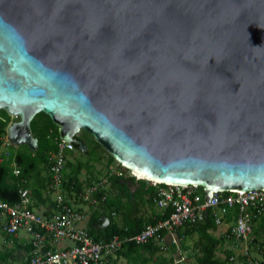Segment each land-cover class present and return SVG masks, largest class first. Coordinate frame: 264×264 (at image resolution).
<instances>
[{"label":"water","instance_id":"obj_1","mask_svg":"<svg viewBox=\"0 0 264 264\" xmlns=\"http://www.w3.org/2000/svg\"><path fill=\"white\" fill-rule=\"evenodd\" d=\"M1 109L33 151L43 112L137 179L264 189V0H0Z\"/></svg>","mask_w":264,"mask_h":264},{"label":"built area","instance_id":"obj_2","mask_svg":"<svg viewBox=\"0 0 264 264\" xmlns=\"http://www.w3.org/2000/svg\"><path fill=\"white\" fill-rule=\"evenodd\" d=\"M8 127L7 134L0 138V166L8 162L13 175L19 176L20 167L16 156L10 150L13 143L8 137ZM56 141V150L50 151L48 155L50 176L47 194L54 197L55 206L52 212L39 213L32 209L33 191L29 187H20L19 201L15 203L0 198V227L4 233L13 236L24 230L29 235L31 252L22 264H107L108 257L121 250L125 243L163 241L164 232H172L187 223L202 221L206 211L213 213L217 225L227 226V237L240 248L241 259L239 256H231L230 262L264 264V258L257 259L252 255L256 244L254 223L264 216V189L216 191L208 203L205 191L203 190V195L200 194L198 186L150 181L158 188L156 205L160 209L172 208L170 215L134 235L114 234L108 240H95L88 228L89 214L85 206L99 207L107 201V188L112 177L126 178L136 175L129 170L125 171L117 162V166L109 165L102 179L72 198L64 189V171L67 153L76 148L60 138ZM228 213L234 214L232 222L229 223L226 218ZM59 241H68L70 244L61 249L52 248L51 242ZM257 249L260 247L257 246ZM184 258L182 255L179 261Z\"/></svg>","mask_w":264,"mask_h":264},{"label":"crops","instance_id":"obj_3","mask_svg":"<svg viewBox=\"0 0 264 264\" xmlns=\"http://www.w3.org/2000/svg\"><path fill=\"white\" fill-rule=\"evenodd\" d=\"M42 114H45V113L40 112V113L36 114V116L34 117V121H33V122H36L37 131L35 132V129L33 128L32 132H33V135L37 138L39 136L38 121L41 118H46V120H47L46 126H50V124H49L50 121L46 117L48 115L45 114L46 115L45 116ZM51 121H52V119H51ZM52 123H53V121H52ZM52 130H53V128H50L51 132H52ZM3 136H0V138ZM56 139H57V137H54V139H53V141L55 143L57 142ZM0 142H1V140H0ZM43 142H45V141L43 140ZM13 145H15V144L13 143ZM46 145H47V143L45 142L44 146H46ZM98 147H100V145ZM50 151L48 150V155H49ZM73 151H69L68 153L73 152ZM16 152H21V151H18L17 149H15V152H12V153L16 156ZM24 153H26V152H24ZM48 155H47V157H48ZM39 162H40V167H39ZM39 162H38V170L40 172L39 184H40L41 188H44L43 193H44V196L46 197V194H47L46 188H47V184L49 181V171H48L47 167L44 166L45 165L44 162H42L41 160ZM42 170L43 171L46 170L48 172L47 176H45L43 174ZM65 170H66V168H65ZM106 172L103 174L102 177H100L97 180H94L93 183L102 179L105 176ZM37 174L38 173H36V171H35L34 176L31 179V181L35 184H36V180H38ZM65 174H67V173H65V171H64V175ZM66 177H65V180H66ZM79 178H80V176H79ZM80 180L84 181V183L88 184V177L85 180L80 178ZM111 182H112V180H111ZM111 182H110L109 188H107L108 198L113 196L114 198L117 199V195L122 196V198L119 197V199H120L119 202L125 204V212H127L129 207L131 208L133 205V202H131V201H134L133 200V198H135L134 192H130L129 196H127V195L123 196V195H125L123 192L124 190L120 189L118 186L113 187V185H111ZM42 185H43V187H42ZM73 185H74V183H73ZM142 185L144 186L143 188L145 189V193H146V194L145 193L144 194L147 196L148 195L152 196V204H149V200H147V197L142 198L140 195H136V200H137V202L140 203V205H139V212L138 213L136 212V214H135L136 216H134V215L133 216L138 218L139 220H141L142 223H144V222L150 223L151 221L154 222L156 219V215H160V217L157 218L155 224L160 220L166 219L170 215V213L172 212L173 209L172 208L160 209L156 205L155 197H156V192H157L158 188L156 186H154L148 180L145 181L144 179L135 178V186L132 188V190L135 191L136 189H138ZM29 188L32 189V191H33L32 187H29ZM74 191H76V190L73 189L72 193H68L66 191V194L73 198L74 196H77V195H75ZM130 198H132V199H130ZM53 199H54V197L51 196L52 202H53ZM78 202L79 201H77V203ZM79 205L82 206L80 203H79ZM53 208L54 207H53V205L51 206L50 201L38 203L37 199L35 197H33L32 209H34L35 211H37L39 213L50 214L49 210L51 211V210H53ZM85 208L89 214V219H91V217H92V219L96 220V217L93 215V211L96 210V208L98 209L99 207L91 206L88 208L85 206ZM167 211H169V214H167ZM210 214L213 217V219L215 220L213 213H210ZM112 216L114 217V220L116 222H118L119 224H125L126 223L125 221L127 218V213H123L121 211L117 212V211L113 210ZM104 217H106V219H104ZM233 217H234L233 213H228L226 215L227 223L232 222ZM109 218L110 217L106 214L101 215L102 220L100 221V223L96 224L95 228L99 229V230H104L110 224ZM205 218H206V215L202 221H199L197 223H187L183 226L178 227L177 229H175L172 232H168V231L164 232V240L163 241L155 240L152 243V244H154L160 248V250H157L156 253H152L153 251H155L156 248L151 246V245H144L146 243H144V244L135 243L136 245H141L140 247H138L137 250L132 249L131 254H129V251L125 252V250H124V254L116 252V253H114L108 257L107 264H121V263L122 264H164V262L166 260L168 262L167 264H198L197 261H198V256L200 254V251H199V234L197 232L192 233V234L186 232L187 234L179 235V233L183 230L182 228H184L186 226L190 227V226H195L197 224H200L201 222L203 223ZM89 219H88V222H89ZM107 219H108V221H107ZM151 219H154V220H151ZM215 224H216V220H215ZM209 232L213 236H215L217 239L222 240V243L217 247V250L215 253V259H219L220 261L226 262V263L230 262L231 256H239V259H241L240 255H239L241 252L239 246L236 247L235 243H233V241H230L229 238L227 237V232H228L227 226H224V225L219 226L216 224V228L211 229ZM254 233L256 235V241H255L256 244H254V247L252 249V253H256L258 255L257 259L258 258L263 259L264 258V239L261 241L260 238H262V237L264 238V220H262L260 222L256 221L254 223ZM28 240H29V235L24 230L20 231L17 235L7 236L4 233V231L2 230V228L0 227V264H22V263L26 262V260L30 256V252H31V245L29 244ZM149 243H150V241H149ZM69 244H70V242H68V241H59L56 243L51 242L52 248H56V249H61L62 247L68 246ZM257 246L260 247L259 250L257 249ZM182 255H184L185 258H184V260L179 261V258ZM230 264H234V263L231 262Z\"/></svg>","mask_w":264,"mask_h":264},{"label":"trees","instance_id":"obj_4","mask_svg":"<svg viewBox=\"0 0 264 264\" xmlns=\"http://www.w3.org/2000/svg\"><path fill=\"white\" fill-rule=\"evenodd\" d=\"M43 113V112H42ZM45 115V114H42ZM46 116V115H45ZM47 119L50 121V126L48 127V131L46 132V137L44 135L42 136L40 131L39 133V146L37 151H32L29 149L28 153L24 152H16V158L18 161V165L20 167V175L19 176H14L11 169L10 165L8 162L4 163L3 165L0 166V198L9 202V203H15L19 201V193L18 190L20 187H32L33 188V197L37 199V202L42 203V202H51V206H55L54 199L53 202L51 200V196L49 194H46V197L44 196V188H41L39 184V177H40V172L38 170V162L41 160L42 162L45 163L44 166L47 167L49 171V159L47 157L48 155V150L54 151L56 150L57 144L53 141L54 137L59 138V132H58V127L52 123L51 119L49 116H46ZM10 119H4L1 120L0 118V136L6 135L7 134V127L10 123ZM34 121V119H33ZM31 123L32 125V131L33 128L36 129V122ZM50 128H53L52 132L50 131ZM86 132V131H85ZM53 133V134H52ZM88 133V132H87ZM55 134V135H54ZM52 138V139H51ZM49 139V142L47 141ZM79 139L83 140L85 145L87 146V150L85 152L89 153L90 149L88 142L83 138L79 137ZM43 140L47 143L46 146L42 145ZM75 144V143H74ZM96 145H100V143L96 142ZM75 148L81 152H83L78 144H75ZM115 160V158L109 154L108 157V163H111ZM68 164V162H67ZM66 164V165H67ZM70 164V163H69ZM77 166L75 167V170L72 171L73 174L68 173L67 175L65 174L66 180L64 183V189L68 193H72L73 189L76 190V195L82 192L84 185H91V182L88 181V184L84 183V181H81L79 178V174L83 169V164L78 163L76 164ZM90 167V166H89ZM91 168V167H90ZM125 171H128L127 168H123ZM37 174L38 180H36V184L31 181L32 177L34 176V173ZM66 173V171H65ZM50 176V174H49ZM135 178L136 177H126V178H117V177H112L111 180V185L113 187L118 186L120 189H123L124 194L123 196H129L130 192H134L135 198H133L134 201L132 207L125 212V204L119 202V197L122 198V196L117 195V199L111 196L110 198H107V201L99 206V208L93 211V215L96 217V220L89 219L88 222V228L95 240L102 241V240H108L112 238L114 234H120L121 236H126V235H134L143 228H146L152 224H155L157 218L160 217V215H156L155 221L149 222H144L142 223L141 220L138 218L134 217L136 216V212H139V205L140 203L137 202L136 200V195H140L142 198L147 197V200H149V204H152V196L151 195H145V189L143 188L144 186L142 185L135 191L132 190V188L135 186ZM49 183V181H48ZM74 183V185H73ZM35 184V185H34ZM93 184V183H92ZM45 186V185H44ZM43 187V185H42ZM198 188L202 187L198 186ZM48 189V184L47 188ZM47 193V192H46ZM145 193V194H144ZM139 196V197H140ZM77 197V196H76ZM132 199V198H130ZM128 207V206H127ZM113 210L115 211H121L123 213H127V218H126V223L125 224H119L114 220V217L112 216ZM171 211V210H170ZM52 210H49V213H51ZM100 212V213H99ZM108 215L110 218V224L104 229V230H99L96 229L95 226L96 224L100 223L101 215ZM167 214H169V211H167ZM134 215V216H133ZM206 218L204 222L197 224L195 226H186L182 228L183 230L179 233V235H184L188 233H195L197 232L199 234V251L200 254L198 256V264H230L231 262H222L219 259H215V253L217 250V247L222 243L221 239H217L215 236H213L209 231L211 229L216 228L215 220L210 214V211H206L205 213ZM260 219L264 220V216H262ZM154 220V219H151ZM258 221V220H256ZM255 221V222H256ZM181 229V228H180ZM186 229V230H185ZM155 240H151L150 243H146L144 245H151L155 247V251L152 253H156L157 250H160V248L153 243ZM141 245H136L133 242L130 243H125L123 248L119 250V253L124 254L125 252L129 251V254H131L132 249L137 250L138 247ZM135 247V248H134ZM134 257V256H133ZM167 260L164 262V264H167ZM264 263V261H263Z\"/></svg>","mask_w":264,"mask_h":264},{"label":"rangeland","instance_id":"obj_5","mask_svg":"<svg viewBox=\"0 0 264 264\" xmlns=\"http://www.w3.org/2000/svg\"><path fill=\"white\" fill-rule=\"evenodd\" d=\"M0 118H1V120L10 119L11 123L14 121H18L20 119L19 117L12 116L5 109L0 110ZM46 124H47L46 118H41L38 121V129H39L41 135L43 134L44 137H46V132L48 131V127H46ZM49 124H50V122H49ZM36 131H37V129H35V132ZM79 135L81 137H83L88 142V145H89L88 149H90V152L89 153L81 152V151L75 149L73 152L67 153V162L70 164L66 165L65 171L67 174L68 173L73 174L72 171L75 170V167L77 166L76 164L82 163L83 169L79 174L80 178L85 180L88 177V181L93 183L94 180H97L103 176V174L107 171L109 165L117 166L118 163L116 160H114L111 163H108V157H109L110 153L101 144H100V147H98V145H96L97 141L95 140V138L91 134L82 130L79 133ZM47 141L49 142V139H47ZM44 143L45 142H42V145H44ZM15 149H17L18 151H21V152H26V153L29 152V148L26 144H18V145L12 144V146L10 147V150L12 152H15ZM39 167H40V162H39ZM45 171H43V174L45 176H47L48 172L47 171L45 172ZM91 185H84V188L82 191H85ZM108 188H109V186H108ZM198 190H199L200 194L203 195V190L201 188H199ZM260 221H262V220L259 219L258 222H260ZM260 239L262 241L264 238L262 237ZM252 254L255 258H257L258 255L256 253H252ZM258 259H261V258H258Z\"/></svg>","mask_w":264,"mask_h":264},{"label":"bare ground","instance_id":"obj_6","mask_svg":"<svg viewBox=\"0 0 264 264\" xmlns=\"http://www.w3.org/2000/svg\"><path fill=\"white\" fill-rule=\"evenodd\" d=\"M137 176H139V174L135 173ZM140 177V176H139Z\"/></svg>","mask_w":264,"mask_h":264},{"label":"flooded vegetation","instance_id":"obj_7","mask_svg":"<svg viewBox=\"0 0 264 264\" xmlns=\"http://www.w3.org/2000/svg\"><path fill=\"white\" fill-rule=\"evenodd\" d=\"M78 137H81L80 135Z\"/></svg>","mask_w":264,"mask_h":264},{"label":"clouds","instance_id":"obj_8","mask_svg":"<svg viewBox=\"0 0 264 264\" xmlns=\"http://www.w3.org/2000/svg\"><path fill=\"white\" fill-rule=\"evenodd\" d=\"M136 177V176H135ZM145 180V179H144ZM149 181V180H148Z\"/></svg>","mask_w":264,"mask_h":264}]
</instances>
